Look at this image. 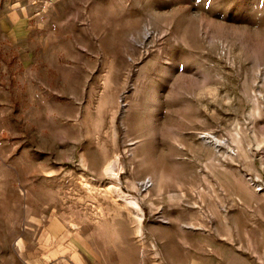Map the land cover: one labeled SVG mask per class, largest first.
I'll use <instances>...</instances> for the list:
<instances>
[{"label":"rangeland","instance_id":"rangeland-1","mask_svg":"<svg viewBox=\"0 0 264 264\" xmlns=\"http://www.w3.org/2000/svg\"><path fill=\"white\" fill-rule=\"evenodd\" d=\"M0 264H264V0H0Z\"/></svg>","mask_w":264,"mask_h":264},{"label":"crops","instance_id":"crops-1","mask_svg":"<svg viewBox=\"0 0 264 264\" xmlns=\"http://www.w3.org/2000/svg\"><path fill=\"white\" fill-rule=\"evenodd\" d=\"M17 17V16H16ZM16 17L11 18V21L4 25L6 34L13 39H20L25 35V28L23 27V20L17 19ZM9 27V29H8ZM22 32V34H20ZM22 35V36H21Z\"/></svg>","mask_w":264,"mask_h":264},{"label":"bare ground","instance_id":"bare-ground-1","mask_svg":"<svg viewBox=\"0 0 264 264\" xmlns=\"http://www.w3.org/2000/svg\"><path fill=\"white\" fill-rule=\"evenodd\" d=\"M193 29V28H192ZM187 32V31H186ZM189 32H190V30H189ZM188 33V32H187ZM145 34V33H144ZM192 34V33H191ZM189 35V34H188ZM193 83V82H192ZM186 86V85H185ZM113 169V164L112 163H110L108 166H107V168H106V170L107 171H111ZM112 172V171H111ZM113 174V173H112ZM145 183V182H144ZM146 185V184H145ZM119 192V191H118ZM117 192V193H118ZM118 195L121 197V198H123L125 201L124 202H126L129 206H131L135 211H136V215H137V218H138V220L139 219H141V217H143L142 215H143V212H142V210H141V208H140V206H139V204H138V202H137V198L135 199L134 197H130V196H127V195H125V193H118ZM139 224H140V222H139ZM138 227H139V225H138ZM138 230H139V228H138ZM141 230V229H140ZM139 232V231H138Z\"/></svg>","mask_w":264,"mask_h":264}]
</instances>
